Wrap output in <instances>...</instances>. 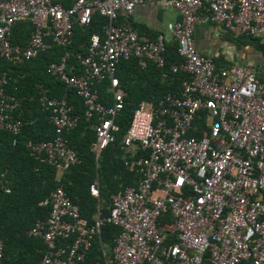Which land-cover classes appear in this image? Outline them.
Wrapping results in <instances>:
<instances>
[{
    "label": "built area",
    "instance_id": "obj_1",
    "mask_svg": "<svg viewBox=\"0 0 264 264\" xmlns=\"http://www.w3.org/2000/svg\"><path fill=\"white\" fill-rule=\"evenodd\" d=\"M155 2L175 9L180 19L145 39L130 16L137 5ZM204 8L234 36H264V0H76L69 7L54 0H0V58L13 65L38 57L46 37L68 46L74 24H90L94 11L108 19L84 55L66 50L47 68L82 98L96 159L114 141V120L124 104L116 76L120 60L136 57L141 67H165V43L172 39L182 62L170 69L188 74L180 96L169 93L135 108L120 149L138 183L111 195L107 217L88 225L61 186L40 203L50 208L49 216L29 230L46 245L40 264L83 260L103 221L121 229L106 264H264V79L251 63L216 70L212 58L198 51L194 30ZM25 20L34 26L28 41L13 43L14 24ZM73 55L80 73L69 66ZM10 79L0 69V131L18 135L24 104L7 92ZM105 79L111 104L98 98L97 84ZM39 101L55 134L27 145L60 177L79 162L65 137L79 118L65 97H50L44 88ZM200 112L206 113L204 127L194 122ZM90 191L99 197L98 182ZM4 250L0 240V264H6Z\"/></svg>",
    "mask_w": 264,
    "mask_h": 264
},
{
    "label": "trees",
    "instance_id": "obj_2",
    "mask_svg": "<svg viewBox=\"0 0 264 264\" xmlns=\"http://www.w3.org/2000/svg\"><path fill=\"white\" fill-rule=\"evenodd\" d=\"M204 10L209 13L206 8ZM107 21L105 16L94 11L90 24H74L73 36L68 46L56 45L47 38L46 41H50L45 50L38 57L22 64L13 65L0 58V69L6 71L11 78L7 92L21 98L24 104L20 133L13 135L8 131H0V240L4 243L3 261L6 264H40L46 245L41 238L29 234V230L36 220L48 218L50 208L40 203L59 186L79 207L80 216L88 225L107 217L111 210V195L138 183L136 173L124 164V152L120 149V142L130 125L135 108L142 101H155L169 93L181 95V83L188 78V74L170 69L171 65L182 62L175 40L169 39L165 43V67H158L151 62L141 67L136 57L120 60L116 76L125 92L124 104L114 120L117 126L114 141L96 159L91 149L96 136L90 127L91 122L85 117L82 98L67 89L64 82L50 74L47 68L51 62L59 61L66 50L84 55L91 35H102V28ZM33 29L30 20L15 23L11 41L24 43ZM226 33L236 41L250 44L264 56L262 37L234 36L228 31ZM212 60L216 70L232 65L224 58ZM221 62L225 63L224 67L218 66ZM69 66L76 73L82 71V66L74 55L69 60ZM256 68L258 77L264 79L262 65ZM41 88L50 97H65L72 108V114L79 118L77 126L65 133L69 145L77 152L79 162L67 168L60 177L54 165L35 159L27 145L29 141L50 140L55 134L47 115L41 110ZM97 90L101 102L112 103L107 79L97 84ZM205 118L206 113L200 112L194 122L204 127ZM94 182H98L99 197L91 194L90 186ZM120 231L118 226L103 221L100 233L94 235L84 259L76 264H106V260H112L115 239ZM241 264L250 262L244 261Z\"/></svg>",
    "mask_w": 264,
    "mask_h": 264
},
{
    "label": "crops",
    "instance_id": "obj_3",
    "mask_svg": "<svg viewBox=\"0 0 264 264\" xmlns=\"http://www.w3.org/2000/svg\"><path fill=\"white\" fill-rule=\"evenodd\" d=\"M64 7L71 6L76 0H54ZM180 19L177 11L171 7L164 6L161 2H155L145 5H137L130 20L136 26L139 34L143 38L151 39L166 29V24ZM27 31V28H25ZM50 38V37H46ZM16 42L18 44H25ZM45 39V41H46ZM155 39V38H154ZM51 40V38H50ZM49 39L46 44H49ZM228 34L220 24L215 22L210 13L206 10L199 12L198 23L194 30V41L198 51L204 55L213 58H224L225 61L231 59L230 43ZM227 46V50L225 49ZM247 63L244 61L240 62ZM42 202V201H41Z\"/></svg>",
    "mask_w": 264,
    "mask_h": 264
},
{
    "label": "rangeland",
    "instance_id": "obj_4",
    "mask_svg": "<svg viewBox=\"0 0 264 264\" xmlns=\"http://www.w3.org/2000/svg\"><path fill=\"white\" fill-rule=\"evenodd\" d=\"M229 36L231 35H228L227 41H229L231 46L230 48L231 59L227 60L228 62H231L232 64L234 63L238 64L241 61H244L247 63H251L255 66L262 65V70H264V56H262L260 52L254 49L250 44L236 41L234 40V38H231ZM261 39L264 41V36ZM225 49L226 50L228 49L227 46ZM224 62L219 63L218 66L224 67L225 65Z\"/></svg>",
    "mask_w": 264,
    "mask_h": 264
}]
</instances>
